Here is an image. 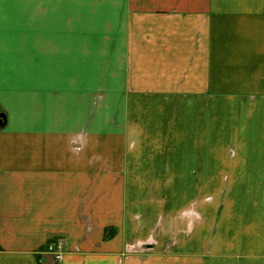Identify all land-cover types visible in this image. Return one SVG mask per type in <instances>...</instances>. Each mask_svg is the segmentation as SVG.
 <instances>
[{
  "label": "crops",
  "instance_id": "obj_1",
  "mask_svg": "<svg viewBox=\"0 0 264 264\" xmlns=\"http://www.w3.org/2000/svg\"><path fill=\"white\" fill-rule=\"evenodd\" d=\"M0 111V264H264V0H0Z\"/></svg>",
  "mask_w": 264,
  "mask_h": 264
},
{
  "label": "built area",
  "instance_id": "obj_2",
  "mask_svg": "<svg viewBox=\"0 0 264 264\" xmlns=\"http://www.w3.org/2000/svg\"><path fill=\"white\" fill-rule=\"evenodd\" d=\"M64 246H65V239L64 238H57L52 240L44 249V254H48L51 258L57 262L61 263L64 257Z\"/></svg>",
  "mask_w": 264,
  "mask_h": 264
},
{
  "label": "water",
  "instance_id": "obj_3",
  "mask_svg": "<svg viewBox=\"0 0 264 264\" xmlns=\"http://www.w3.org/2000/svg\"><path fill=\"white\" fill-rule=\"evenodd\" d=\"M7 123L6 113L0 111V126H5Z\"/></svg>",
  "mask_w": 264,
  "mask_h": 264
},
{
  "label": "rangeland",
  "instance_id": "obj_4",
  "mask_svg": "<svg viewBox=\"0 0 264 264\" xmlns=\"http://www.w3.org/2000/svg\"><path fill=\"white\" fill-rule=\"evenodd\" d=\"M73 24H74V22H73ZM73 28H74V25H73ZM74 138H75V139H74V142H75V143H74V147H75L76 150H80V149L77 148V147L79 146V144H76V142L78 141V140H76L77 137L74 136ZM77 143H78V142H77Z\"/></svg>",
  "mask_w": 264,
  "mask_h": 264
}]
</instances>
